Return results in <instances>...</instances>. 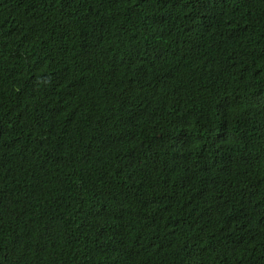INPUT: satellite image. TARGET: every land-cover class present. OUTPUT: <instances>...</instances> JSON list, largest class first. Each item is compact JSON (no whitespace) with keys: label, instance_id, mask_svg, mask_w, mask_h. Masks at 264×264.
<instances>
[{"label":"trees","instance_id":"16d2710c","mask_svg":"<svg viewBox=\"0 0 264 264\" xmlns=\"http://www.w3.org/2000/svg\"><path fill=\"white\" fill-rule=\"evenodd\" d=\"M245 45L264 0H0V264H264Z\"/></svg>","mask_w":264,"mask_h":264},{"label":"clouds","instance_id":"9594fccd","mask_svg":"<svg viewBox=\"0 0 264 264\" xmlns=\"http://www.w3.org/2000/svg\"><path fill=\"white\" fill-rule=\"evenodd\" d=\"M244 52L249 55V57L252 60V63L255 66L264 68V63H262L261 61L257 60V54L248 45H245ZM228 59L233 62L234 68L237 71L241 70V68H240V66H241V56L240 57H234L233 55H230ZM257 74L262 79L264 77V70L263 71H259ZM262 89L263 90L258 94L260 99H262L264 97V86L262 87ZM261 111L263 112V115H264V110L261 109ZM260 122H264V117L260 118Z\"/></svg>","mask_w":264,"mask_h":264}]
</instances>
